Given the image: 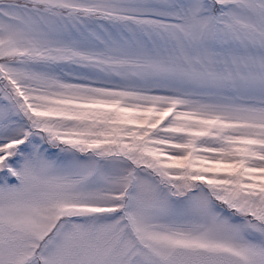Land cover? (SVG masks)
<instances>
[{
	"label": "snow or ice",
	"instance_id": "obj_1",
	"mask_svg": "<svg viewBox=\"0 0 264 264\" xmlns=\"http://www.w3.org/2000/svg\"><path fill=\"white\" fill-rule=\"evenodd\" d=\"M0 264H264V0H0Z\"/></svg>",
	"mask_w": 264,
	"mask_h": 264
}]
</instances>
